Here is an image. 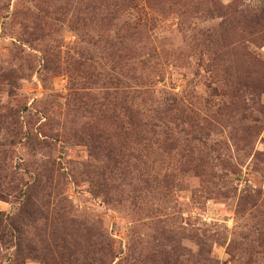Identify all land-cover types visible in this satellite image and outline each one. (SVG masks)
Returning <instances> with one entry per match:
<instances>
[{"label": "rangeland", "instance_id": "obj_1", "mask_svg": "<svg viewBox=\"0 0 264 264\" xmlns=\"http://www.w3.org/2000/svg\"><path fill=\"white\" fill-rule=\"evenodd\" d=\"M0 219V264H264V0H0Z\"/></svg>", "mask_w": 264, "mask_h": 264}, {"label": "trees", "instance_id": "obj_2", "mask_svg": "<svg viewBox=\"0 0 264 264\" xmlns=\"http://www.w3.org/2000/svg\"><path fill=\"white\" fill-rule=\"evenodd\" d=\"M251 197H252V196H251ZM11 224H12V223H11ZM1 225H2V224H1V219H0V228H1ZM2 229H3V228H2ZM5 236H7V239H9L8 234H7V233H4L3 230L0 229V237H1V238H4ZM13 238H18V236H14V235H13Z\"/></svg>", "mask_w": 264, "mask_h": 264}]
</instances>
